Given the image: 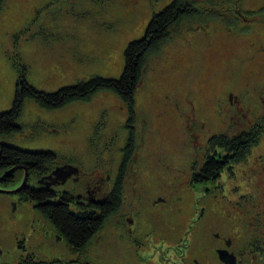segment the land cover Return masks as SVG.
Returning a JSON list of instances; mask_svg holds the SVG:
<instances>
[{"label":"rangeland","instance_id":"rangeland-1","mask_svg":"<svg viewBox=\"0 0 264 264\" xmlns=\"http://www.w3.org/2000/svg\"><path fill=\"white\" fill-rule=\"evenodd\" d=\"M173 1L38 0L41 8L29 25L18 28V10H27L29 0H4L0 13V112L9 110L13 101L16 61L26 64L27 81L45 92L94 76L119 79L128 44L142 39L153 16ZM194 1L201 7L197 14L202 16L196 14L195 18L174 25L159 51L148 56L132 107L110 90L58 109H47L27 99L18 120L22 132L0 136V143L8 147L54 152L59 162L75 164L86 177L113 174L115 165L125 157V168L140 170L138 188L129 195L131 204L106 219L97 235L101 242L92 245L88 252L71 250L65 237L58 239L54 224L33 206L31 199L0 194V198L16 203L5 213L21 227L18 238H32L37 247L47 242L48 255L38 258L60 259L64 264H175L183 254L187 234L183 232L177 243L165 241L159 235L157 220L149 212L151 202L160 195L166 203L157 204L156 208L168 211L176 207L175 194L168 191L179 180L185 188L194 154V145L188 146L192 144L188 138L191 134L185 131L184 123L195 112L201 121L190 122L198 130L211 115L213 96L225 89L227 74L232 80L239 79L236 75L241 67L235 62V67H231L226 61L236 49L230 50L214 32L216 28L222 30V24L217 22L222 18L217 17L223 16L232 0ZM27 15L22 13L23 18ZM17 32L19 35H15ZM164 59L171 67L163 63ZM253 69L256 77L247 76L245 87H252V80L257 78L264 91V64L254 65ZM198 133L196 139L203 143L206 133ZM181 136L185 143L182 146ZM24 174L17 169L15 181L1 183L0 188L15 189ZM148 175L155 176L153 190L148 188ZM125 189L123 196L127 197L129 191ZM129 211L133 221L126 219Z\"/></svg>","mask_w":264,"mask_h":264},{"label":"flooded vegetation","instance_id":"flooded-vegetation-1","mask_svg":"<svg viewBox=\"0 0 264 264\" xmlns=\"http://www.w3.org/2000/svg\"><path fill=\"white\" fill-rule=\"evenodd\" d=\"M263 3L264 0H232L223 11L227 16L223 13L217 17L222 18L217 21L222 24V30L216 28L214 32L230 50L236 49L226 61L231 63V67H235L232 62L241 66L236 75L239 79L232 80L231 74H227L225 89L220 95L213 96L211 115L205 118L206 122L200 123L198 130L193 129L190 122L198 124L201 121L195 112L192 119L184 123V126L188 125L185 131L191 134L188 138L192 144L188 146L194 145V154L185 188L182 189L183 184L179 180L168 191L175 194L176 207L168 211L156 208L157 204L166 203V198L160 195L151 202L149 212L157 220L159 235L165 241L177 243L181 241L183 232L187 234L188 242H185L184 252L175 264H264V91L257 78L252 80V87L244 84L247 76L256 77L253 66L264 64ZM250 45L252 47L249 48ZM165 60L163 63L171 67ZM159 116H162L161 112ZM198 132L206 133L203 143L196 139ZM130 140L131 136L127 145ZM182 140L181 136V146L185 144ZM126 161V157L119 160L115 172L106 177L93 174L86 177L75 164L72 166L70 162L58 160L54 165L45 164L42 170L29 171L22 166L27 171L24 188L0 194H18L21 199L28 190L48 191L55 194L54 200H49L53 203L67 194L71 198L68 202L71 210L78 212L84 205L94 204L100 208L108 195L118 189L122 193L120 207L109 219L117 216L122 207L131 204L129 195L138 188L140 170L125 168ZM61 165H65L67 170L60 178L53 179L54 170ZM24 168L18 170L25 173ZM7 170L9 168H0V177ZM15 172L4 176L0 184L15 181ZM148 182V188L155 189V176L148 175ZM124 188L129 191L127 197L123 196ZM192 193L202 196L192 198ZM11 205L16 207V203L0 198V264H64L60 259L53 261L37 257L48 255L47 242L37 247L32 238H18L21 227L12 223L5 213ZM37 205L33 201V206L37 208ZM131 214L129 211L128 221H133ZM105 221L80 249L72 248L66 239L70 249L88 252L92 245L99 244L101 240L97 235ZM62 237L65 236L58 232L57 238Z\"/></svg>","mask_w":264,"mask_h":264},{"label":"trees","instance_id":"trees-1","mask_svg":"<svg viewBox=\"0 0 264 264\" xmlns=\"http://www.w3.org/2000/svg\"><path fill=\"white\" fill-rule=\"evenodd\" d=\"M3 5L4 0H0V13ZM200 9L201 7L196 6L194 0H174L164 10L155 14L146 28L144 37L130 42L126 47L124 70L119 79L94 76L85 81H78L74 85L60 87L54 92H45L37 90L27 81L26 64L16 61L15 93L10 109L0 112V136L22 132L23 128L18 120L27 99L47 109H58L73 102L87 101L101 90H110L132 107L148 56L159 51L167 41L170 29L174 25L195 18ZM201 14L197 17L202 16ZM0 155V168L4 169L26 166L29 171L42 170L45 164L54 165L57 161L54 152H29L5 145L0 146ZM205 177L208 178V175ZM121 196V191L116 189L108 195L107 201L100 208L94 204L84 205L80 206V211L74 212L68 203L71 198L67 194L61 195L59 201L56 200L53 203L51 202L55 198L53 192L28 190L24 193L26 199L38 203L37 209L54 224L57 231L65 236L69 245L74 249L82 248L105 219L119 209Z\"/></svg>","mask_w":264,"mask_h":264},{"label":"crops","instance_id":"crops-1","mask_svg":"<svg viewBox=\"0 0 264 264\" xmlns=\"http://www.w3.org/2000/svg\"><path fill=\"white\" fill-rule=\"evenodd\" d=\"M38 0H29L30 4H26L27 6V10H18V19L16 21V23L18 24V28H23L25 26H28L29 23L31 22V19L34 17L35 13H37V10L41 8V5L39 3H37ZM42 1H46V0H40ZM264 4V3H263ZM264 6V5H262ZM22 13H26L28 14L26 18L22 17ZM24 22H23V21ZM21 31V30H20Z\"/></svg>","mask_w":264,"mask_h":264},{"label":"water","instance_id":"water-1","mask_svg":"<svg viewBox=\"0 0 264 264\" xmlns=\"http://www.w3.org/2000/svg\"><path fill=\"white\" fill-rule=\"evenodd\" d=\"M18 168H24L22 166H17V167H13V168H10L9 170H7L3 176L0 177V180L7 174V173H12L14 172L15 170H17ZM25 169V168H24ZM67 170V168H64V167H61L59 168L58 170H55V175L52 176L53 179H56V178H60L62 176V173ZM26 178H27V171L25 169V176L23 178V181L21 183V185L19 187H17L14 191H8V190H3V189H0V192H7V193H10V192H17L20 190V187L21 186H24L26 184Z\"/></svg>","mask_w":264,"mask_h":264},{"label":"bare ground","instance_id":"bare-ground-1","mask_svg":"<svg viewBox=\"0 0 264 264\" xmlns=\"http://www.w3.org/2000/svg\"><path fill=\"white\" fill-rule=\"evenodd\" d=\"M59 168H61V167H59ZM59 168H57L56 170H58ZM54 171H55V170H54ZM7 174H8V173H7ZM7 174H6V175H7ZM6 175H5V176H6ZM44 181H45V180H44ZM22 187H24V186H21V187H20V190L22 189ZM226 257H227V256H226Z\"/></svg>","mask_w":264,"mask_h":264}]
</instances>
